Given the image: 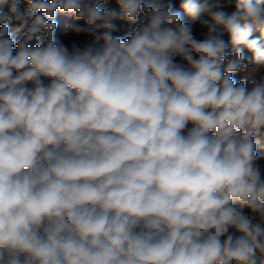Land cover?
<instances>
[{"label": "clouds", "instance_id": "obj_1", "mask_svg": "<svg viewBox=\"0 0 264 264\" xmlns=\"http://www.w3.org/2000/svg\"><path fill=\"white\" fill-rule=\"evenodd\" d=\"M0 264H264V0H0Z\"/></svg>", "mask_w": 264, "mask_h": 264}]
</instances>
